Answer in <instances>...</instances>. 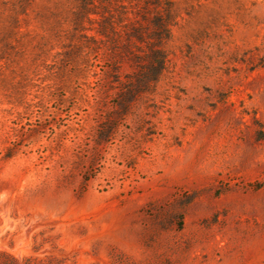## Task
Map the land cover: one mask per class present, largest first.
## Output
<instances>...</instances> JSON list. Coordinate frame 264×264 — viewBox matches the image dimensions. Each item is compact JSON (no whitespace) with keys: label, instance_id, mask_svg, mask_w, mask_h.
<instances>
[{"label":"rangeland","instance_id":"374dc122","mask_svg":"<svg viewBox=\"0 0 264 264\" xmlns=\"http://www.w3.org/2000/svg\"><path fill=\"white\" fill-rule=\"evenodd\" d=\"M170 1L136 92L155 18L0 0V264H264V0Z\"/></svg>","mask_w":264,"mask_h":264},{"label":"trees","instance_id":"16d2710c","mask_svg":"<svg viewBox=\"0 0 264 264\" xmlns=\"http://www.w3.org/2000/svg\"><path fill=\"white\" fill-rule=\"evenodd\" d=\"M173 5L170 0H77L76 17L88 21H92L91 18H103L94 31L97 36L111 40L117 32L114 24L107 18H129L130 15L143 20L155 18L149 22L156 27V34L146 37L147 28L145 27L129 30L130 32L126 34L127 42L122 47L124 52H131L133 45L131 43L133 39H136L141 43H146L150 50L151 56L145 67L139 71V76L135 81L138 84L136 92H141L142 89L148 88L152 83L158 81L164 70L166 58L159 47L161 48V44L170 38L169 25L174 18ZM128 6H131V11ZM158 8L163 10L164 16L155 11ZM136 92L130 91L129 97L135 95ZM126 107L123 104V108ZM9 263L5 261L1 264Z\"/></svg>","mask_w":264,"mask_h":264}]
</instances>
